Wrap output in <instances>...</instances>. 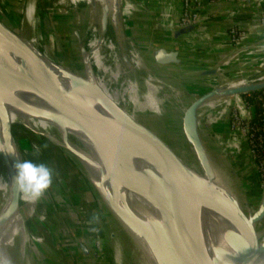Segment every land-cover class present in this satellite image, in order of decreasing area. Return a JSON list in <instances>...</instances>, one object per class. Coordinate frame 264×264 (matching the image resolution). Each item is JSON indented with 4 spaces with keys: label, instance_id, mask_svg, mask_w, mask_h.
<instances>
[{
    "label": "bare ground",
    "instance_id": "1",
    "mask_svg": "<svg viewBox=\"0 0 264 264\" xmlns=\"http://www.w3.org/2000/svg\"><path fill=\"white\" fill-rule=\"evenodd\" d=\"M72 1L74 3L84 1L89 8L86 35L80 42L82 59L79 65L81 68H71L67 61L62 59V64L72 69L74 74L80 76L81 79L84 77V87H81L80 93L75 92L74 95L86 106L107 113L91 95L90 89L97 94H106L132 121L150 132V128L143 123L145 114H159L168 108L167 98L170 95L162 92L165 83H159L147 73L145 74L137 58L138 53L129 47V43L123 36L118 18L120 0H97L104 2L101 23H98L93 16V9L90 6L93 0ZM34 6L28 3L25 11L30 25L33 24V19L35 20ZM99 27L102 31H99ZM1 38L13 43L14 51L18 56L0 47V192L2 195L0 264H8L6 260H9V264H27V253L31 250L27 245L30 236L24 224L25 215L22 212V202H31L35 199L26 198L21 190V213L17 218V228L11 221L12 216L9 215L16 205L14 199L16 184H13V178L17 173L15 168L17 161L13 158L15 146L9 136V126L13 128L16 124H22L50 140L71 155L86 171L99 198L105 202L110 219L118 226L113 232L117 237L113 239L117 264L125 262L122 249H120L121 244L136 264H189L184 257L180 258L182 253L180 254V249L169 230L160 203L139 185L142 175L149 179L156 176L161 181L173 210L209 256L223 264L219 260L218 253L226 252L228 256L235 253L229 241L238 236L237 232L249 231L248 224L252 210L246 203L241 183L234 176L229 177L228 174L226 177L225 171L222 172L221 169L215 171V176H210L200 161L178 141L177 130L174 131L171 140L163 139V141L187 169L189 176L197 185L195 191L186 185L175 170L159 158L143 138L134 136L124 139L95 132L91 128L85 131L71 117L73 115L80 119L78 114L73 113V109L61 98L63 94L60 93L61 90H58V87L53 86L54 91L51 94L45 86L34 82L35 89L45 94L43 98L32 87L25 84L29 77L20 71L23 61L43 67V69L48 68L47 61L50 59L37 50V39L24 37L7 20L0 21ZM65 70L68 71V69ZM89 75H92L91 79L85 78ZM216 75L219 79L215 81H219L220 72ZM111 79H121L122 86L112 88L109 84ZM263 83L264 73L257 77L234 79L226 82L222 97H225V102L237 103L239 95H227L229 90ZM183 90L180 91L184 93ZM201 94L197 93L194 96L200 97ZM48 96H54L58 103L56 105L50 103L46 99ZM214 98H220V95ZM212 102L213 100L204 101L202 109L209 113L215 106ZM185 103L179 107L180 109L178 108L177 119L184 110ZM202 115L203 112L199 106L198 112L194 113L189 121L192 122V117L199 120ZM193 128L194 130H190L187 126L193 142L208 154L203 142L210 132L201 128L200 133L195 127ZM98 144L105 149L107 153L105 157L111 162L109 169L106 167L105 159L96 150ZM17 154L20 157L17 160L20 159V162H23L22 154L18 152ZM219 156L220 159L223 158L222 153ZM207 159L217 164L218 158L207 156ZM139 168L141 174H139ZM31 212L32 209H30ZM263 226L264 219L255 223L257 234L263 233ZM8 227L12 230L15 228L17 232L15 238L10 236L11 234L8 235Z\"/></svg>",
    "mask_w": 264,
    "mask_h": 264
},
{
    "label": "rangeland",
    "instance_id": "2",
    "mask_svg": "<svg viewBox=\"0 0 264 264\" xmlns=\"http://www.w3.org/2000/svg\"><path fill=\"white\" fill-rule=\"evenodd\" d=\"M136 1L123 0L122 3L124 25L128 36L126 40L129 47L138 53L137 58L145 74L147 73L159 83H165L162 92L170 95L167 98L169 107L159 114H145L143 123L162 139L168 141L177 130L178 141L184 145L179 133L176 112L185 102L187 104V98H189L187 92L194 96L216 88L223 89L214 95H220V98L215 99L216 97L213 96L205 100L207 102L213 100L212 104H215L209 113L202 109L204 102L200 105L203 115L198 120L197 128L200 133L201 128L210 132L203 142L209 156L218 158V169L225 171L226 177L229 174V177L234 176L241 183L245 199L249 202L247 205L252 211L257 210L264 201V158L260 164L256 163L254 159L258 157L256 149L259 146L256 141L253 146L248 143L250 136L247 123L254 111L245 96L253 93L239 95V102L231 103L225 102L222 92L226 89V82L244 77H257L264 73V36L253 46L261 52L256 62L247 67H240V71L234 75L229 74V71L234 66L238 67L236 63H233L235 59L221 61L215 66L220 69L219 81H215L219 77L217 75L205 76L203 80L198 81L187 77L189 73L180 70L172 71L168 75L170 69L158 68L150 55L151 39L146 36L153 33V27L136 28L132 21H129L130 11L136 9L138 3L140 4ZM28 3L35 5V20L33 19L31 25L28 24L25 12ZM86 5L84 1L74 3L72 0H0V17L7 20L24 37L37 39V48L41 52L53 56L59 62L65 59L71 68L79 69L82 57L78 37L80 36L83 41L89 20V8ZM103 5L104 2L97 0H93L90 4L93 16L98 23L102 20ZM169 10L167 9L166 15H174L172 13L174 10ZM259 24L264 27L260 22ZM233 26L239 27L238 24H232L230 28ZM245 31L246 38L248 31ZM142 33L145 39L139 37ZM228 40L230 42L229 31ZM243 40L239 44H232L233 48L238 51ZM109 84L115 89L122 86L121 79H111ZM179 89H184V93ZM13 132L23 160L46 164L52 170L53 176L51 187L39 199L22 202L24 224L30 236L27 245L31 250L27 253V264H117L116 249L113 244V239L117 237L113 232L118 226L110 219L105 202L99 198L86 171L71 155L28 127L16 124L13 126ZM221 153L222 159L219 156ZM1 203L0 192V205ZM30 209H32L31 213ZM83 245L87 248L86 251L82 249ZM122 245L120 249L125 259L123 264H136Z\"/></svg>",
    "mask_w": 264,
    "mask_h": 264
},
{
    "label": "water",
    "instance_id": "3",
    "mask_svg": "<svg viewBox=\"0 0 264 264\" xmlns=\"http://www.w3.org/2000/svg\"><path fill=\"white\" fill-rule=\"evenodd\" d=\"M122 3L123 0H120V11L118 18L119 23L122 26L121 30L123 36L125 37V39H128L124 25ZM1 20L3 19L0 17V21ZM169 25L173 31V43L168 46L156 45L155 47H151L150 55L152 56L154 62L157 65L174 66L180 68L184 66L188 61L186 56L181 54L180 48L178 47L179 38L184 34L196 30L201 25H204V23L202 22V20H199L188 25L176 26L175 19L172 15ZM99 31H102L101 27H99ZM78 42H81L80 36L78 37ZM0 47L17 55L14 51L13 43H10L3 38L0 39ZM37 50L40 52V54L47 56L50 59L49 61H47L48 68L43 69V67L41 68L39 66H35L31 63L23 61L20 71L25 76L29 77V79L25 82L26 85H28L30 88L32 87V89L35 90V92L41 95V97L43 98H45V94L42 91H38L37 89H35L33 85L34 82H38L39 84L45 86L51 92V94H53L54 91L53 86L58 87V90H61L60 93L63 94V97L61 98H63L67 102L69 107L73 109V113L75 112L76 114H78L80 119L74 117L73 115H71V117L85 131H88V129L91 128L95 132H101L103 134L112 135L124 139H130L134 136L143 138L154 149L159 158L162 159V161L168 167L172 168L178 173V175L185 181L186 185L190 189L194 191L197 189V185L195 184L193 179H191V176H189L185 166L182 164L177 155L169 148V146L163 141L161 137L157 136V134H155V132L151 131L150 129V132L144 130L137 122L132 121L129 116L126 115L106 94H97L94 90L89 88L91 95L94 97L97 103L100 104L107 111V113H102L101 111H97L83 104L79 99H77L74 93L76 92V94H78L81 92V87H84V77H82L83 79H81L80 76L74 74V71L72 69L67 67L65 64H62V62H59L54 59L53 56L41 52L38 48ZM64 68L68 69L69 72L66 71ZM218 70L220 69L212 67L196 71L186 76L195 79L205 76L216 75ZM85 78L91 79L92 75H89V77ZM222 90L223 89L221 88H216L204 93L200 97H194L191 95L190 92H187L189 97L187 98V104L183 108L184 110L180 113L178 118L180 131L179 133L181 138L183 139L185 147L195 157H197L202 166H204L205 164L204 168L205 170H207L206 172L210 176H215V171L219 167L218 162H216L217 164H214L213 161L211 162L207 159V156L209 155L204 150H201L199 147H197V145L193 142L191 136L188 133L187 126L190 127V130H194L193 127L198 130V118L195 119L194 117H192V122L189 121V118H191L194 113L198 112L199 106L206 99L213 97L217 93V91L221 92ZM260 91H264V83L259 85L248 86L245 88L232 89L227 92V95H243ZM46 99L53 105H56L58 103V101L56 102L54 96H48ZM9 129V136H11L13 145L16 147L13 148V150L15 151L13 153V158L15 161L20 162V159L17 160V158H20L18 157L17 152L21 155L20 147L14 135L13 128L9 126ZM96 150L98 154L103 157V159H105L104 162L106 164V167L108 169L111 168V162L106 159L107 153L105 152V149L98 144L96 145ZM22 159L23 158H21V160ZM141 168H143L142 165ZM101 169L105 170L104 168ZM17 174L18 173H16L13 178V184H16V189L14 193L16 205L11 209V212H9V215L12 216L11 221L14 223V226L16 228V224L18 221L17 218L19 213H21V188L15 180ZM139 174H141L140 168ZM152 178L153 179H149L142 175L140 179L141 184L139 185L141 186V188H143L144 191L151 194L153 198H155L157 202L160 203L163 209L164 216L167 220L169 230L172 233V236L180 249V254L182 253V256L180 258L183 259L184 257L189 262V264H220L218 261H215L211 256H209L205 252V250L194 239L189 229L185 228L179 216L173 210L171 201L167 197L161 181L156 176H153ZM246 203L249 204L247 200ZM250 215L251 219L249 220L248 224L249 231H241L239 233L237 232L238 236L229 241V244L232 246V249L235 251V253L230 254V256H228L226 252L221 251L220 253H218L219 260L222 261L223 264H264V231L262 233L263 235H260L259 233L257 234V232L255 231V223L264 218V201H262L261 206L257 210L252 211ZM7 232L9 233L8 235L11 234L10 236H12L13 238H15V234L17 233L15 231V228L14 230H12L10 227H8ZM82 247V249L86 251L87 248L84 245ZM6 262L9 264V260H6Z\"/></svg>",
    "mask_w": 264,
    "mask_h": 264
},
{
    "label": "crops",
    "instance_id": "4",
    "mask_svg": "<svg viewBox=\"0 0 264 264\" xmlns=\"http://www.w3.org/2000/svg\"><path fill=\"white\" fill-rule=\"evenodd\" d=\"M143 1H136L138 6L130 11L129 21H132L136 28L153 27V33L151 35L147 33L146 36L151 39V47L171 45L173 31L170 28V19L167 18L166 11L167 9L174 10L172 13L176 20L180 15V0ZM200 11L204 25L182 35L178 40L180 52L186 56L188 62L180 68L154 63L158 68L170 69L166 74L178 70L192 74L199 70L215 67L221 61L235 59L233 63H236L238 67L234 66L229 71V74L234 75L240 71V67H247L256 62L261 52L260 49H254L253 46L264 36V27L259 24V18L264 13V0H252L246 4L240 0H203ZM232 24H238L239 27L248 31L247 37L240 44L239 51L233 48L228 40V29ZM139 37L145 39L143 33L139 34ZM204 78H195V80L201 81Z\"/></svg>",
    "mask_w": 264,
    "mask_h": 264
},
{
    "label": "built area",
    "instance_id": "5",
    "mask_svg": "<svg viewBox=\"0 0 264 264\" xmlns=\"http://www.w3.org/2000/svg\"><path fill=\"white\" fill-rule=\"evenodd\" d=\"M240 1L246 4V3L251 2L252 0H240ZM202 6H203V0H180V7H179L180 15L175 20V25L184 26V25L191 24L195 21L202 20V15L200 11V8ZM171 17L172 15H167V18L171 19ZM259 22L264 25V14L260 16ZM228 31H229L231 44L241 43L246 35L245 29H242L241 27H238V26H233ZM248 104L251 105V108H253V111L255 113L256 112L255 106L250 104L249 102ZM263 107H264V99H263ZM253 114L247 123V127L249 130V136H250L249 137L250 142L248 143L249 145L251 144L253 146L254 142L256 141L257 146H259V148L256 149L258 150V157L255 158L254 160L256 161L257 159H259V157L262 156V158L259 161H256V163L259 162L260 164V162H262V159L264 158V115L261 120L262 124H260L256 122L252 123Z\"/></svg>",
    "mask_w": 264,
    "mask_h": 264
},
{
    "label": "clouds",
    "instance_id": "6",
    "mask_svg": "<svg viewBox=\"0 0 264 264\" xmlns=\"http://www.w3.org/2000/svg\"><path fill=\"white\" fill-rule=\"evenodd\" d=\"M16 182L26 198L39 199L52 185V170L46 164H36L31 160L17 162Z\"/></svg>",
    "mask_w": 264,
    "mask_h": 264
},
{
    "label": "trees",
    "instance_id": "7",
    "mask_svg": "<svg viewBox=\"0 0 264 264\" xmlns=\"http://www.w3.org/2000/svg\"><path fill=\"white\" fill-rule=\"evenodd\" d=\"M245 99L252 105L255 106V113L252 117V123H260L262 124V118L264 115V107H263V99H264V91L253 93L252 95H246ZM262 158L259 157L256 161H259ZM242 168V167H241Z\"/></svg>",
    "mask_w": 264,
    "mask_h": 264
}]
</instances>
